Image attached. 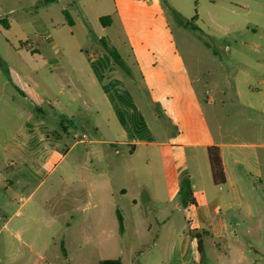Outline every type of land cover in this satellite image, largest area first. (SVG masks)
Segmentation results:
<instances>
[{
	"label": "crops",
	"instance_id": "crops-1",
	"mask_svg": "<svg viewBox=\"0 0 264 264\" xmlns=\"http://www.w3.org/2000/svg\"><path fill=\"white\" fill-rule=\"evenodd\" d=\"M2 1L0 11L3 10ZM24 9L21 5H9L7 13ZM64 11L70 18L68 25L74 26L69 12L64 9L63 16ZM258 15L264 19V12L260 11ZM104 16L98 17L101 26L111 23L110 18L101 22L100 18ZM2 19L7 22L6 18ZM254 26L264 31V23H255ZM237 30L240 36L250 31L253 38L249 42L239 40L233 58L235 74L227 77L226 88L216 79L209 80L200 74L187 78V88L192 94L193 88L201 83L204 95L208 94L207 88L222 95L228 93L231 101L264 115V41L256 40V33L245 24ZM85 43L86 40L68 46L51 38L40 39L11 46L6 59L0 57V231L5 229L7 232V242L16 238L25 249L9 256L7 264H52L46 262L42 251L33 249L31 243L21 239V221L16 220L11 227L8 225L26 205L17 204L16 199L25 203L30 194L51 177L50 185L55 178V186L62 190L61 198L66 189L75 195L72 200H77L79 189L74 185L77 181L72 178L74 171L81 169L88 171L87 179L80 180L86 185L87 196L94 198L96 208H105L115 197L120 202L130 192L134 207L142 202L147 206L166 202L172 188L177 187L175 190L179 195L181 183L187 184L189 205L193 206L198 217L197 225L192 233L180 234L171 232L169 226L164 227L148 247L136 251L138 257H146L142 264H257L254 258L256 245L251 236L231 231L233 226H239L243 208L242 203L236 201V195H249L252 200L244 203L246 215L252 219L261 217L253 203L258 185L251 182L252 179L260 181L261 171L250 165L254 155H244L239 149L254 144L178 141L160 137L125 78L119 74L111 53L91 49L85 56L82 49L89 42ZM213 91L207 103L213 102ZM196 107L201 108L200 102ZM192 120L197 121L196 124L193 125ZM185 121L187 136L192 134L193 127H196L197 135L205 131L202 125L206 121L202 114L199 117L188 114ZM89 131L98 137L90 138ZM78 144L87 150L85 155L78 153ZM90 145L102 148H99L100 152L94 148L95 152L90 153ZM112 145L126 146L130 153L113 154L109 148ZM167 146L169 153L160 149ZM186 147L193 148V152L187 155ZM208 147L218 149L225 178L222 185L212 183ZM145 148L148 151H144ZM230 148L237 149L233 152ZM168 156L170 160L166 159ZM115 165L122 171L121 177L117 178L120 183L112 187L111 169ZM25 192L28 193L26 196ZM144 192L146 195L142 196ZM177 206L180 208L181 204ZM29 207L44 211L38 203ZM230 211L238 213L234 216ZM30 219L36 220L32 215L24 217V220ZM133 221L146 224L136 218ZM203 225L207 230L202 231ZM217 240L223 241L221 250L215 248ZM153 248L152 254L149 253ZM261 250L264 258V246Z\"/></svg>",
	"mask_w": 264,
	"mask_h": 264
},
{
	"label": "rangeland",
	"instance_id": "rangeland-1",
	"mask_svg": "<svg viewBox=\"0 0 264 264\" xmlns=\"http://www.w3.org/2000/svg\"><path fill=\"white\" fill-rule=\"evenodd\" d=\"M1 4L0 18H6L8 22V28L0 23L2 59H6V52L18 43L51 38L56 43L69 46L86 40L89 44L85 43L82 49L85 56L91 49L117 53L120 58L116 60L119 74L125 78L160 137L178 141L253 143V146L239 149L244 155H254L250 165L261 171L260 181L251 180L258 185L253 203L261 217L252 219L246 215L244 203L252 200L249 195L246 194L247 198L236 195V201L241 202L243 208L239 226H233L231 231L235 230L238 235H250L256 245L254 258L257 264H264L261 250L264 246V115L248 109L247 105L242 107L237 101H231L228 93L222 95L207 88L208 94L204 95L201 83L190 94L186 82L190 75L200 74L209 80L216 79L226 88L227 77L235 74L233 58L239 40L249 42L253 38L250 31L240 36L237 28L243 24L249 30L252 27L255 29L251 30L252 33L257 36L255 39L264 41V31L254 26L255 23H264L258 15L260 11L264 12L262 0H58L51 4H43L41 0H4ZM9 5H21L25 9L7 13ZM64 9L69 12L74 26L66 22L62 13ZM102 15H108L111 23L101 26L98 17ZM193 26L196 29H192ZM211 91L214 93L213 102L207 103ZM197 102H200L201 108L196 107ZM188 114L204 116V132L197 135L196 127H193L192 134L187 136L184 130ZM192 121L193 125L197 122ZM88 136L98 137L91 131ZM77 148L82 156L87 152L82 144H78ZM94 148L100 152L102 147L90 145L88 152H95ZM109 148L113 154L130 153L126 146L112 145ZM160 149L170 151L168 146ZM230 149L235 152L237 148ZM184 150L187 155L193 152L191 147ZM166 159L170 160V157ZM121 171L117 165L111 169L112 187L120 183L117 178L121 177ZM87 177V170L74 171L72 179L77 181L74 185L79 189L78 193L75 192L77 200L74 201L72 197L75 195L66 189L61 198L62 190L55 186V178L50 185L52 177L39 185L25 203L16 199L17 204L26 205L8 227L16 220L21 221V239L31 243L33 249L42 251L46 262L97 264L103 259H118L124 264H142L146 257H138L136 251L148 247L151 240L164 231V227L169 226L174 234L192 233L198 223L193 206L189 205V193L177 195V187L172 188L170 199L166 202L148 206L142 202L134 207L130 192L120 202L115 197L105 208H96L94 198L87 196L86 185L80 180ZM207 184H210L209 181ZM27 194L25 192L24 196ZM145 195V192L142 193V196ZM33 203L40 204L44 211L31 209L29 206ZM235 213L238 212L230 211L231 215L235 216ZM26 215H32L36 220H24ZM135 218L146 224L134 222ZM202 228V231L207 230L204 225ZM5 236L7 232L2 229L0 264H7L9 256L25 250L16 238L7 242ZM222 244V240H217L215 248L221 250ZM154 250L150 249L149 253ZM173 252L176 255L175 246Z\"/></svg>",
	"mask_w": 264,
	"mask_h": 264
},
{
	"label": "trees",
	"instance_id": "trees-1",
	"mask_svg": "<svg viewBox=\"0 0 264 264\" xmlns=\"http://www.w3.org/2000/svg\"><path fill=\"white\" fill-rule=\"evenodd\" d=\"M54 1L55 0H42L43 3H51ZM64 17L67 20L68 24H70V18L66 11H64ZM104 19L109 20V16L101 17L100 18L101 22ZM0 23L5 28L7 27V22L5 19L0 20ZM192 29H196V27L193 26ZM111 56L114 59V61L119 59L117 53L115 52L111 53ZM207 158H208L212 183L214 185H222L225 182V178H224V174L222 170L220 157L218 154V149L216 147H208L207 148ZM186 185L187 184L184 182L181 183V186L178 192L179 195H185L186 193H189V191L186 190L187 189ZM97 264H124V263L120 262V260L118 259H103V260H100Z\"/></svg>",
	"mask_w": 264,
	"mask_h": 264
}]
</instances>
